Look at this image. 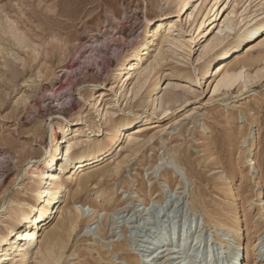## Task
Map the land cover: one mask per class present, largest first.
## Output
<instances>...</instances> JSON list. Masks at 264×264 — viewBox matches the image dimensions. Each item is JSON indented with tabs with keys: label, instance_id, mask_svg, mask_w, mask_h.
Returning <instances> with one entry per match:
<instances>
[{
	"label": "rangeland",
	"instance_id": "1",
	"mask_svg": "<svg viewBox=\"0 0 264 264\" xmlns=\"http://www.w3.org/2000/svg\"><path fill=\"white\" fill-rule=\"evenodd\" d=\"M176 11L175 0H0V156H2L0 206L1 203L10 206L7 208L8 211L0 216V233H3V225L12 215L9 210L11 200L22 203L33 201L29 190L32 185L29 166L36 165L50 149L53 141L48 130L52 120L66 118L76 122L82 117L81 115L86 117V124L73 127L70 138L77 134V130H82L85 135L91 128L90 123L93 122L99 123L102 129L106 128L108 124H104L103 119L97 120L99 118L96 113L99 107L98 109L97 106L92 107L95 94L99 95L101 91L105 93L100 96L101 99L99 98L103 99L102 106L105 108L109 106L107 109L112 108L116 111L114 115L116 121L112 123L117 124L119 119L130 110H141L133 102L129 104L130 100L126 106V101H123L122 97L120 100L117 99L124 87L119 92L117 83L111 78L115 74L116 66L137 45L139 46L144 39H151V31L147 32V30L156 25L159 19L167 18L175 22L176 27L173 31L175 34H172L179 37L186 45L194 46L201 38L202 35H199L198 31L194 32L193 27L185 21V16H177ZM199 18L200 15L197 19ZM213 19L214 17H210L209 22ZM96 33L98 41L101 42L98 44L101 52L93 51L91 47L86 46V41L90 44L93 40L92 35ZM128 33H131L130 37L127 36ZM102 36L107 39L104 40ZM210 37L212 34L208 36ZM263 38L264 31L246 45L233 50L221 63V67H229L234 66L240 59H250L246 63L247 72L254 74L258 70L261 71L258 77L251 80L252 83H248V88L237 87L226 94H214L212 84L215 83L213 80L217 69L216 67L210 69L208 76L212 83L210 85L205 83L202 69L207 57L197 61L201 51V49L197 50L199 45L192 52L189 51L192 48L187 47L186 54L190 52V56L187 54L184 61L183 56L177 59L173 58L174 55H170L157 68L154 77L151 78L152 84L160 74L163 76V82H171L164 85L158 96L166 92H178L183 95L185 92L181 87L192 84L198 89V95L185 93L189 96L184 94L180 103L172 105L174 112L162 121L166 127L162 134L163 138L160 137L146 144L139 154L127 159L120 173L110 177L112 178L110 181L104 182L106 194H110L106 198L107 201L104 198L101 200L110 208L107 219L103 217L104 214H100L95 219L88 218L86 215L88 212L84 211L80 226L73 234L70 247L61 264H138L139 262L136 261L138 255L135 252L142 253L141 248L146 249L143 250L145 255L140 259L142 264H162L159 256L150 255L149 251L152 248H148L151 243L149 241L163 227L165 231V228L168 230L174 225L176 227L172 237L183 238L184 229L191 224L190 240L186 247L181 246L180 250L184 248L187 250L189 245L196 243L195 237L199 228L205 227L206 231L197 242L199 259L195 260L197 256H193L197 252L192 253L190 257L186 255L183 257L189 264L193 262L231 264L233 256L231 250L238 242L241 245V252L246 251L247 247L249 249L244 264H252L254 260L258 264H264V209L260 204L263 203L264 195L260 199L257 195L260 175L263 176L264 194V46L258 44ZM204 39L205 37L201 41ZM155 47L157 46H154V49ZM152 53L155 54V50H152ZM152 59L153 56L150 60ZM186 59L188 63L185 62ZM184 72L194 77L192 82L183 76ZM29 78L33 83L26 81ZM59 81L64 85L67 102L65 101L64 106H59L61 112L50 115L46 110L48 101L46 102V97L44 99L41 95L53 90L56 82ZM171 85H174V89L170 87ZM68 95L71 97L68 98ZM115 99L119 100L118 104L117 101L113 104ZM188 99L191 100L189 104ZM63 100L64 98L61 101ZM77 110L79 112H75ZM145 110L149 111V108ZM155 113L159 114L161 111L157 109ZM155 116L150 115L152 118ZM140 124H144L142 131L148 129L147 121H141L136 126ZM104 135L98 139H105L106 134ZM81 138L88 139L87 134ZM253 140L255 141L253 152L256 154L253 157L257 165L251 168L248 165L247 153L252 147ZM87 144L96 145L88 140L83 144L84 149L89 147ZM126 145L124 139L119 140L106 154L103 165L114 164L120 160L127 153L123 150ZM239 153L244 154L243 160L234 161L233 158ZM27 157L32 160L30 165ZM60 172L62 179L70 175L68 171ZM241 172L243 176L245 175L244 178ZM229 176L235 177L236 181V193L241 206L239 216L242 233L240 239L221 245L216 239V229L219 224L214 221L212 225L207 226L203 223L205 214L202 207L192 209L189 204L181 205V203L188 200L195 189V192L206 196L208 206L215 205L225 198L218 188L226 178H230ZM181 178H186L188 181L182 184ZM76 187L74 180L65 183V191L60 202L62 205L54 214V223L62 209L74 207L68 193H72ZM100 188L102 187L98 189L91 186L76 200V205L92 206L95 209L101 206L95 199L97 196L95 192ZM146 190L151 193L154 204H141L140 201L135 203L133 199H139ZM169 193L172 196H168L170 198L168 203L156 202L160 194L167 197ZM252 195L255 196L252 198ZM65 201H70L68 207L65 206ZM175 201H177L176 206ZM153 205L156 207L154 208L156 212L146 215L143 220L139 215H144ZM227 210H229L228 206L216 212L212 221L215 218L219 221ZM138 216L139 219L136 221ZM189 217L191 221L188 220ZM162 218L165 222L161 225ZM148 222H151L148 225L150 229L147 228ZM111 224L114 226L112 233L109 232ZM99 225L106 227L107 230L101 240H98ZM93 232L95 236L91 235ZM226 234L225 237L230 236ZM40 238L34 242L35 251L40 246ZM126 238L131 241L132 246V250L128 252L125 249L120 250L121 244L115 243L118 239L123 242ZM253 247L262 248L259 256L252 254ZM209 250L210 254L207 255ZM73 251H76L74 254L76 256H73ZM112 253L114 260L109 255ZM128 253L131 255L126 257ZM210 259L212 260L209 261ZM30 264H37V261L33 258Z\"/></svg>",
	"mask_w": 264,
	"mask_h": 264
},
{
	"label": "bare ground",
	"instance_id": "2",
	"mask_svg": "<svg viewBox=\"0 0 264 264\" xmlns=\"http://www.w3.org/2000/svg\"><path fill=\"white\" fill-rule=\"evenodd\" d=\"M210 3L212 4L210 5ZM175 8H177V16H185V21L188 22L191 27H193L194 32L198 31L199 35H202L201 38L198 39L196 44L194 46L184 44L179 39V37H175L173 35L175 34L173 33V31L175 30L176 23L172 20H168L167 18H161L157 21L156 25L151 26V29L147 30V32L151 31V39H144V41H142L139 46L137 45V47H135L133 51L130 52L128 56H126L125 59L116 66V69L114 71L115 74L113 78H111V80H114L117 83L118 91H121V88L124 87V90L122 92L119 91L120 94L117 99L120 100V98L122 97L123 101H126V106L128 105V101L130 100L129 104L133 102L135 106L140 107L141 110H130L123 117H121L119 119V122L116 124L114 123L116 121V119L114 118L116 111L112 110V108L111 110L107 109L109 108V106L106 108L102 106L103 99L100 100V96H103L105 93L104 91H101L99 95L98 93L95 94L96 98L92 107L94 108L97 106V109L99 107V111H97V113L95 112L96 116L99 118L97 120L102 121L103 119V123L108 124V126L102 129V126L98 125L99 123H90V125L92 124L91 128L86 131L88 139L81 138V136H86V134L84 135L82 130H77V134L74 137L70 138L73 127L86 124L87 120H85L86 117H84L83 115H81L82 117H79L76 122L69 121L66 118H56V120L54 119L55 121H51L48 133L50 134L53 143L51 144L50 149L46 151L42 159L37 161V164L35 163L36 165L31 164L32 160H29V157H27L29 160L28 165L31 164V166H29L31 167L29 173L30 178L32 179V185L29 190L33 201L23 203L15 202L14 200L10 201L11 209L9 208V210H11L10 212H12V215L4 225L2 224L4 226V230L3 233H0V264H30L33 258L37 261V264H61L68 247H70L71 238L74 236L73 234H75L80 226L81 216H83V214L85 213L84 211L88 212L86 215L91 219H95L100 214H104V218L108 217L107 213L110 208L107 205L103 204V202H101L103 198L105 201H107L108 199L106 198L110 196V194H106L105 187L103 186L106 185L104 184V182L110 181V179H112L110 177L116 175L117 173H120L123 169V164L127 162V159L139 154V152L142 151L146 144L162 137V134L165 132L164 130L166 128L164 127L162 121L168 118L174 112L172 110V105L178 103L185 93H193V95L198 93V89L192 86V84L188 87H181L185 92L183 95L178 92H166L164 95L158 96L163 90L164 85L171 84V82H163V76L161 74L160 76L158 75L156 81L153 84L151 82V78L154 77L157 68L162 63H164V61H166V59L170 57V55H174L175 57L173 58L177 59L179 56L181 58L183 56L184 59L182 60L184 61L185 58H187V54L189 55L190 52H192V50H195L197 48V45H199L197 50L201 49V51L199 54L200 57L197 59V61H200L203 58L207 57L204 61L205 65H203L202 69V76L205 80V83H208V85L212 83L210 77L208 76V73L210 72V69H213V67H216L217 69L215 73L216 76L213 80V82L215 83L212 84V91L214 94H226L228 93V91L230 92L237 87H247V85H249L248 83L251 82L252 79H255L254 77H258L261 70L256 71L254 74H250L247 72L246 63H248L247 61L250 59H240L236 62V64H234V66L229 67H221V63L233 50L246 45V43L258 37L264 31V0H175ZM199 15L200 18L197 19ZM210 17H214V19L209 22ZM211 34L212 37L208 38V36H210ZM130 35L131 33L127 34L128 37H130ZM102 37L104 40L107 39L104 36ZM204 37L205 39L201 41ZM92 39V42L90 44H88L86 41V46L91 47L93 51L96 50L101 52V49L98 48V44L101 43L100 41H98V34H93ZM258 44L264 46V38ZM154 46L157 47H155L154 49ZM166 46L168 47L166 48ZM187 47H191L192 49L189 50L190 52H187L186 54V50L188 51ZM152 50H155V54L152 53ZM81 55H83V52L81 53ZM152 56L153 59L150 60ZM187 61L188 60L186 59L185 62ZM184 73L183 76L185 78H189L192 82V78L194 77H191V74V76L187 75L189 74L187 72ZM26 81L33 83L32 79L30 78ZM199 83L201 84V82ZM175 85L177 86L178 84ZM170 87L174 89V85H171ZM186 94L184 96H189ZM41 97H44V99L46 97V102L48 101L46 110L50 115H54L55 113L57 114V112L59 111L61 112V110H59L61 109L59 108V106H64L67 102V95L64 91V85L61 81L56 82L53 90L42 93ZM70 97L71 96L68 95V98ZM63 98L64 100L61 101ZM117 99L113 101V104H116L115 102L117 101ZM119 100L117 101V104L119 103ZM75 101L78 102L77 99H75ZM187 101L189 104L191 100L188 99ZM71 104L75 105L74 103ZM73 108H71V110ZM146 108H149V111L145 110ZM157 109H159L161 113H155V110ZM190 110H188V112ZM75 112L79 111L77 110ZM150 115L156 116L152 118L150 117ZM154 118L157 120H154ZM112 121L114 122L112 123ZM141 121H147L149 123L147 130H141L144 124H140L138 125V127L136 126V124ZM104 134H106L105 139H98L101 136H105ZM121 139H124L127 142V145L125 146V148H123V150H126L127 153L124 156L122 155L123 157H121L120 160L114 162V164L103 165L104 160L106 159V154ZM88 140L92 143H96V145L90 146V144H87L89 147L87 146L88 148L84 149L83 144ZM254 148L255 141L253 140L252 147L249 148V151L247 153L249 160L248 165L251 168L257 165V161L253 157L254 155H256L253 152ZM1 157L2 156H0V159ZM243 158L244 154L239 153L233 159L234 161L240 162V160H243ZM62 170L68 171V173H70V175L64 177L65 179H62L61 177L60 171ZM239 171H241V168L239 169ZM240 174H242V172ZM242 177L244 178L245 175L243 176L242 174ZM262 177L263 176L260 175L258 181L259 186L257 189L258 193L256 192L259 199L264 195ZM234 178H226L222 186L218 188V190L220 189L221 194L225 195V198L221 199L222 201H218L215 205L213 204L212 206H208V200H206L205 198L206 196L204 197L200 192H195V189L193 194L190 195L189 199L186 201H182L181 203V205L184 203L189 204L192 209L202 207L205 214L203 217V223L207 226L212 225L214 221L219 224V226L215 225L217 226L216 239L221 242V245H227L228 243H230V241L240 239V235L242 233V223L239 216L241 207L239 202L240 199L236 193L237 186ZM72 180L76 182L77 187L75 190L73 189L72 193H68V195L69 198L73 201L74 207L62 209L61 213L59 212V218L54 223V214L58 209L60 210L59 207L62 205L60 204V202H62L61 197L63 192L65 191L64 185L66 182H71ZM180 181V183L185 184L188 179L181 178ZM91 186L98 189L99 187H102L100 188V190H98V192H95V195H97L95 197L97 204H100L101 206L95 209L92 206L91 208L87 205H76V200H78L83 192L88 191ZM143 193V196L139 197V199H133L135 203L136 201H140L141 204L150 205V203L154 202V199L150 192L146 190ZM166 196L167 197H164L160 194L156 202L159 203L162 201L164 203L165 201L168 203V201H170L168 200L170 199L168 198V196H170V193ZM254 196L252 195L251 197L253 198ZM185 197H187V195ZM262 199L263 203L260 204L264 209V196ZM65 202V206L68 207L70 201ZM175 202L176 206L177 201ZM167 206L168 204L165 205V207ZM227 206L229 207V210L225 212L223 218L219 219V221L217 218H215L212 221L213 215L220 210H224V208H226ZM8 207H10L9 204L4 205L1 203L0 216L3 214V212L8 211ZM154 208L156 207L153 205L151 209L144 215L139 216H141V218H143L144 220V217L146 215H150L151 212L154 211L156 212ZM161 212H163V210ZM139 216L136 218V221H138ZM163 217H165V214L163 215ZM188 220L191 221V217H189ZM164 222L165 219L162 218L161 223H157H160L162 225V223ZM112 224L109 228V232L111 233L112 231H114V226ZM150 224L151 222H148V229H150V226H148ZM174 227L176 226L174 225L168 230H166L165 228V231L163 230V227L162 230L157 231V234L154 235V237L149 241L151 242L150 245H148V243L146 244L148 245V248H152V250L149 251L150 255L152 254L155 256L156 254V257L159 256V261L162 264H189L185 260L186 258L183 259V257L185 255L190 257L192 256V253L195 254L197 252V254L193 256H197L194 259L198 260L199 250L197 248V242H199V237L202 235V233L206 231L205 227L198 229V235L195 237L196 243L188 246L189 251L188 249L186 250V248L180 250V247H186V245L188 244V241L190 240L189 234L192 231V224L184 229L183 238L178 239H174L172 237L174 233ZM106 233V227H101L99 225L98 240L103 239ZM226 233H228L230 236L225 237L227 235ZM91 235L95 236L96 234L93 232ZM38 238H40V246H38L37 251H35L34 242L37 241ZM115 243L121 244L120 250L125 249L127 250V252L128 250H132L131 241H129L128 238L124 239L123 242L119 241L118 239L115 241ZM152 245L153 247H150ZM240 248V242L234 244V246L232 247L231 253L233 256L231 264H244L245 255H249V249H247V247L246 251L241 252ZM143 250L146 249L141 248L142 253L135 252V254L138 255V259H136V261L139 262L138 264H142L140 259L145 255V252ZM251 251L252 254H258L259 256V254H261L260 252H262V248L253 247ZM75 252H72L73 256H76L74 255L76 254ZM207 252V255L210 254V250ZM100 254L102 255V253ZM109 255L113 258V253ZM130 255L131 254L128 253L126 257H129ZM194 259L191 258L192 261H195ZM211 260L212 259H210L209 261ZM193 264H196V262H193ZM252 264L258 263L256 262V260H254Z\"/></svg>",
	"mask_w": 264,
	"mask_h": 264
}]
</instances>
